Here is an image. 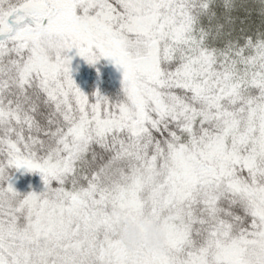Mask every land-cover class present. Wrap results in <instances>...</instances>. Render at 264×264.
Returning <instances> with one entry per match:
<instances>
[{
  "label": "snow or ice",
  "instance_id": "snow-or-ice-1",
  "mask_svg": "<svg viewBox=\"0 0 264 264\" xmlns=\"http://www.w3.org/2000/svg\"><path fill=\"white\" fill-rule=\"evenodd\" d=\"M0 264H264V0H0Z\"/></svg>",
  "mask_w": 264,
  "mask_h": 264
},
{
  "label": "rangeland",
  "instance_id": "rangeland-1",
  "mask_svg": "<svg viewBox=\"0 0 264 264\" xmlns=\"http://www.w3.org/2000/svg\"><path fill=\"white\" fill-rule=\"evenodd\" d=\"M73 78L77 85L85 93L90 94L97 88L101 94L114 96L118 88V73L106 61L101 60L97 65L88 66L79 57L74 58L72 62ZM96 69H99V75ZM31 185L32 190H39L40 178L35 174H16L14 186L20 192H26Z\"/></svg>",
  "mask_w": 264,
  "mask_h": 264
},
{
  "label": "clouds",
  "instance_id": "clouds-1",
  "mask_svg": "<svg viewBox=\"0 0 264 264\" xmlns=\"http://www.w3.org/2000/svg\"><path fill=\"white\" fill-rule=\"evenodd\" d=\"M159 227L154 222L145 223L143 230L132 223L123 221L119 229V240L126 247H133L143 243L146 247L154 246L158 242Z\"/></svg>",
  "mask_w": 264,
  "mask_h": 264
}]
</instances>
